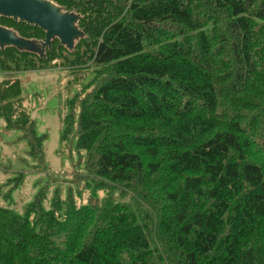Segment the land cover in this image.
I'll return each mask as SVG.
<instances>
[{
  "label": "trees",
  "instance_id": "trees-1",
  "mask_svg": "<svg viewBox=\"0 0 264 264\" xmlns=\"http://www.w3.org/2000/svg\"><path fill=\"white\" fill-rule=\"evenodd\" d=\"M50 1L80 16L72 51L0 50V121L26 151L0 185V264H264V0ZM0 25L42 49L39 28ZM62 67L95 69L61 137L92 194L37 182L21 212L25 158L44 164L47 141L22 78Z\"/></svg>",
  "mask_w": 264,
  "mask_h": 264
},
{
  "label": "rangeland",
  "instance_id": "rangeland-1",
  "mask_svg": "<svg viewBox=\"0 0 264 264\" xmlns=\"http://www.w3.org/2000/svg\"><path fill=\"white\" fill-rule=\"evenodd\" d=\"M94 70L93 67L83 70L62 67L58 71H46L22 78L23 89L26 92L23 108L31 118L35 119L38 132L46 135L47 141L44 143V164L39 166L36 160L29 159L27 156L25 158L29 164L38 167L27 168L24 171L26 178L18 192H21L23 198L26 195H31L32 198L21 202L17 196L16 205L12 207L22 212L21 208L24 209L37 194L39 190L35 187L37 182H41L40 185L49 184L51 195L58 189L62 198L66 197L68 188H72L79 205L88 203L92 190L84 189L83 183L76 182V176L86 175L83 158H80L77 153L76 138L63 142L61 137L64 128L63 117L66 114L64 99L72 96L77 90H81L93 78ZM0 124V139L3 140L0 146V160L4 155H8L9 163L6 166L8 180H11L18 175V172L23 171V168L16 164L18 153L14 152L21 134L17 131L9 132L2 126L1 121ZM5 142L10 145L2 149ZM21 150H19L22 152L20 156L26 155V151ZM77 191L81 193L80 196L76 195ZM98 195L100 199H103L107 193L100 191Z\"/></svg>",
  "mask_w": 264,
  "mask_h": 264
},
{
  "label": "water",
  "instance_id": "water-1",
  "mask_svg": "<svg viewBox=\"0 0 264 264\" xmlns=\"http://www.w3.org/2000/svg\"><path fill=\"white\" fill-rule=\"evenodd\" d=\"M0 17L24 22L45 32V39L39 49L34 42L21 38L16 32L0 25V50L14 47L21 51H33L42 54L51 49L52 42L58 38L60 46L72 51L74 44L84 33L79 29L80 17L49 0H0Z\"/></svg>",
  "mask_w": 264,
  "mask_h": 264
},
{
  "label": "crops",
  "instance_id": "crops-1",
  "mask_svg": "<svg viewBox=\"0 0 264 264\" xmlns=\"http://www.w3.org/2000/svg\"><path fill=\"white\" fill-rule=\"evenodd\" d=\"M1 142V139H0ZM8 180V174L6 170H0V184H5ZM16 195L21 198V192L16 193ZM16 197V196H15Z\"/></svg>",
  "mask_w": 264,
  "mask_h": 264
},
{
  "label": "flooded vegetation",
  "instance_id": "flooded-vegetation-1",
  "mask_svg": "<svg viewBox=\"0 0 264 264\" xmlns=\"http://www.w3.org/2000/svg\"><path fill=\"white\" fill-rule=\"evenodd\" d=\"M61 8H63V7H61ZM63 10H64V12H72V13H74L73 10L66 11L64 8H63Z\"/></svg>",
  "mask_w": 264,
  "mask_h": 264
}]
</instances>
